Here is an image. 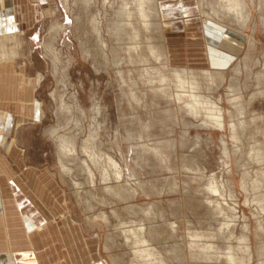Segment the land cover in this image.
<instances>
[{
  "label": "rangeland",
  "instance_id": "rangeland-1",
  "mask_svg": "<svg viewBox=\"0 0 264 264\" xmlns=\"http://www.w3.org/2000/svg\"><path fill=\"white\" fill-rule=\"evenodd\" d=\"M65 1L70 12L61 0L42 4L44 16L35 5L36 18L26 28L30 45L25 43L22 52L32 50V56L20 60L28 61L30 76L44 74L37 97L45 102L46 115L19 130L27 164L61 174L56 190L66 195L69 207L63 217L70 211L82 233L98 239V258L105 264H134L137 239L129 240L127 233L139 228L158 255L154 264H163L161 259L165 264H264V0L256 5L257 18L242 19L244 27L249 25L242 34L244 48L231 57L227 74L206 70L204 39L189 36L201 23L193 0H185L192 8L186 15L191 27L184 26L182 16L165 17L167 29L170 22L184 27L169 35L175 66L164 58L163 25L153 0H147V29L136 18V0ZM227 1L204 0L210 9L204 11L206 22L216 18L213 9L223 18L237 13L225 9ZM242 1L241 15L250 16V4ZM127 15L133 16L131 25L114 30ZM53 19L64 29L56 41L59 77L42 51ZM10 37L15 36L0 38V47ZM189 71L197 89L183 74ZM55 90L60 101L51 96ZM194 92L205 98L196 113L187 107ZM35 102L41 119L42 104ZM213 108L221 113L222 127L210 114ZM52 124L59 128L58 163L55 142L45 131ZM231 126L238 127L236 138ZM107 169L112 177L104 180ZM118 193L129 196L123 200ZM65 248L69 253V245Z\"/></svg>",
  "mask_w": 264,
  "mask_h": 264
},
{
  "label": "crops",
  "instance_id": "crops-1",
  "mask_svg": "<svg viewBox=\"0 0 264 264\" xmlns=\"http://www.w3.org/2000/svg\"><path fill=\"white\" fill-rule=\"evenodd\" d=\"M60 1L0 0V38L15 36L5 39L6 42L0 47V55H5L0 59V257L7 256L11 264H72V260L75 264L77 261H80V264H105L98 258V239L84 235L80 224L70 217V211H67L69 214L67 217H63L65 214L63 211L69 210V207L66 195L62 197L56 190V180L57 177L61 180V174L48 167L41 169L27 164L29 157L26 155V142L19 135L22 127L36 125L42 122L46 115L45 102L37 97V92L44 81V74L38 71L30 76L27 73L28 61L21 63L20 60L21 57L31 60L32 56V50L26 55L22 52L25 43L30 45L26 38V28L30 25V20L36 18L33 17L36 14L33 9L37 8L44 16L42 4L53 5V2L57 4ZM214 1L223 3V0ZM247 2L250 4V20L253 15L257 18L259 15L255 14L260 12L256 7L259 0ZM63 3L64 8L70 12L65 0ZM156 3L163 25L167 64L175 66L172 65L169 35H178V30L184 27L170 22L167 29L165 17L173 19V16L178 15L177 18L182 16V23L185 24L183 25L191 27L186 15L190 14L192 8L185 0L174 2L157 0ZM192 3L196 4L200 12L201 23L198 24L200 31L191 30L189 36L192 40L204 39L202 56L207 62L205 68H210L206 70L217 69L212 71H223L227 74L228 68L233 65L231 57L239 54L244 48L242 34L245 35L249 25L244 27L241 23L242 16L237 18L236 13L232 15L226 13L225 18L223 13L219 16L215 14L216 18L206 22L204 11L210 10L207 4L205 8L202 0H193ZM175 5L177 7H174ZM57 7H54L55 11ZM46 12H51L48 7ZM62 24L65 26V23ZM62 30L61 22L53 19L42 50L44 56L50 59L52 73L57 77L61 57L56 41ZM48 46L52 49L48 50ZM53 51L58 53V58L51 54ZM27 79H30V82ZM51 96L55 100L61 99V94L56 90L51 92ZM35 101L42 104L41 119H36L38 107L33 104ZM45 131L46 136L55 142L58 163L59 128L52 124ZM53 131H57L56 134ZM61 205L64 208H61ZM66 244L69 245L73 258L66 250Z\"/></svg>",
  "mask_w": 264,
  "mask_h": 264
},
{
  "label": "bare ground",
  "instance_id": "bare-ground-1",
  "mask_svg": "<svg viewBox=\"0 0 264 264\" xmlns=\"http://www.w3.org/2000/svg\"><path fill=\"white\" fill-rule=\"evenodd\" d=\"M154 3H156L157 0H153ZM252 2H254V0H252ZM136 3H137V8H136V12H137V19H139L138 21H141L143 27H145L146 29L148 28V22L150 20V13H149V9H148V1L147 0H136ZM202 3H204V0H202ZM157 4V3H156ZM128 7V6H127ZM224 7H226L225 9L229 10V9H232L237 12V18H239V16L241 17L242 16V19H249L250 16L248 14V16H245V15H241V13H243L245 11L244 7H243V1L242 0H228L226 2V4L224 5ZM132 11V10H131ZM155 11L157 13V16H158V12H157V9L155 8ZM215 12V14L217 13L214 9H213V13ZM133 16L132 15H127V17L125 18H119V22H117L116 24L113 25V28L114 30H116L115 28H121V27H127V26H130L131 25V20H132ZM157 18V17H156ZM134 20V19H133ZM132 20V21H133ZM127 23H126V22ZM159 21V20H158ZM133 23V22H132ZM121 26V27H120ZM144 28V29H145ZM143 29V28H141ZM115 34H120L119 31L115 32ZM139 34V33H138ZM138 34H137V37H138ZM135 39V38H133ZM153 47V46H152ZM133 50V49H132ZM163 55V53L161 54ZM164 58L166 59V54H165V51H164ZM1 59V58H0ZM178 73L180 74V72L178 71ZM183 74L185 75V77L187 78H190L187 79L191 84H190V88L192 86V88L196 87V89L198 88V83L196 82V79H195V76L194 74L189 71V72H183ZM185 80V81H187ZM187 81V82H188ZM181 82V81H180ZM182 83V82H181ZM178 84V83H177ZM185 84V83H184ZM183 86V85H180V87ZM184 88V87H183ZM185 89H183L184 91ZM189 91L191 92V90L189 89ZM230 91H233V88H230ZM190 99H191V102L187 104V107L191 110V112H197L198 110V105L199 104H202V103H205L204 102V97L201 96L199 94V92H194L192 94H190ZM238 99V98H237ZM216 109L217 108H213L210 112V114L212 116H217L216 117V120L219 122V124L221 125V127L223 126V122L224 120H221V116L220 114L221 113H216ZM233 125V124H231ZM231 130L233 131L232 132V135L234 138L237 137V130H238V127H235V126H231ZM67 143H64L63 145H66ZM62 145V146H63ZM63 152H64V149H63ZM112 177V174L110 171L105 170L104 174H103V179L104 180H108ZM222 186V185H221ZM215 187V186H214ZM107 189L110 190L111 192H115V188L113 187H109L107 186ZM213 190L215 191H221L220 187H215L213 188ZM223 191H221L222 193ZM118 195L123 199L125 200L129 194H125V193H122V194H119ZM143 227V226H142ZM133 230V229H132ZM130 231V230H129ZM146 231L144 228H139L137 230V232H132L130 231V233L128 232L127 233V236L129 237V240H133V238L137 239V254H138V259H142L143 261V264H154L156 262H158L159 260H157L158 258V255H156L157 253L154 251V249L152 248V245L150 244L149 240L150 239V236H147L145 235ZM151 237L154 238L155 237V234L153 233V235L151 234ZM64 239V238H63ZM10 255V254H9ZM160 256V255H159ZM0 259H2V257H0ZM138 259L134 260V264H138ZM140 261V260H139ZM164 260L161 259L160 263L162 262L163 264H165L163 262ZM0 264H11L10 263V260L8 259L7 256H3V261L0 263ZM159 264V263H158Z\"/></svg>",
  "mask_w": 264,
  "mask_h": 264
}]
</instances>
